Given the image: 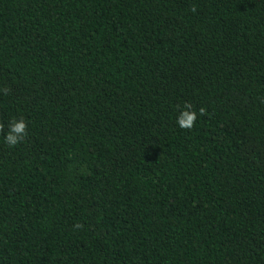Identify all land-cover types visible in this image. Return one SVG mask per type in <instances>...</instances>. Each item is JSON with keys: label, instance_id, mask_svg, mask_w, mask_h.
<instances>
[{"label": "trees", "instance_id": "obj_1", "mask_svg": "<svg viewBox=\"0 0 264 264\" xmlns=\"http://www.w3.org/2000/svg\"><path fill=\"white\" fill-rule=\"evenodd\" d=\"M0 89V264H264V0H0Z\"/></svg>", "mask_w": 264, "mask_h": 264}, {"label": "clouds", "instance_id": "obj_2", "mask_svg": "<svg viewBox=\"0 0 264 264\" xmlns=\"http://www.w3.org/2000/svg\"><path fill=\"white\" fill-rule=\"evenodd\" d=\"M192 11H195V8H193ZM0 91L6 93L8 90L0 89ZM204 112L205 109L202 107L199 109L198 113L191 104L185 103L183 108L179 110L176 117V124L182 129H191L198 119V114L203 115ZM27 127V121L24 119H14L10 123L7 133L4 135V142L10 147H15L26 138ZM77 227H79V225H77Z\"/></svg>", "mask_w": 264, "mask_h": 264}]
</instances>
